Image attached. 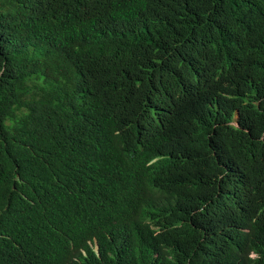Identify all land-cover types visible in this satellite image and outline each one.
I'll return each mask as SVG.
<instances>
[{
  "label": "trees",
  "instance_id": "1",
  "mask_svg": "<svg viewBox=\"0 0 264 264\" xmlns=\"http://www.w3.org/2000/svg\"><path fill=\"white\" fill-rule=\"evenodd\" d=\"M0 264H264V0H0Z\"/></svg>",
  "mask_w": 264,
  "mask_h": 264
}]
</instances>
